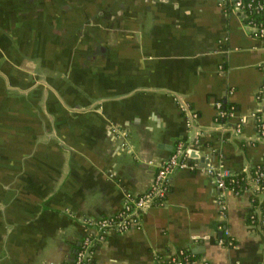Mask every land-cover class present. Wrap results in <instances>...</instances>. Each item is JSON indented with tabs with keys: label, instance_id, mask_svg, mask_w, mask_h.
Masks as SVG:
<instances>
[{
	"label": "crops",
	"instance_id": "0c3cea01",
	"mask_svg": "<svg viewBox=\"0 0 264 264\" xmlns=\"http://www.w3.org/2000/svg\"><path fill=\"white\" fill-rule=\"evenodd\" d=\"M263 68L264 42L223 0H0V264H74L98 234L85 222L148 192L179 143L190 164L246 173L247 189L224 211L210 174L177 170L164 204L107 229L91 264L182 250L193 264H264L248 174L264 163Z\"/></svg>",
	"mask_w": 264,
	"mask_h": 264
},
{
	"label": "built area",
	"instance_id": "2783aa9c",
	"mask_svg": "<svg viewBox=\"0 0 264 264\" xmlns=\"http://www.w3.org/2000/svg\"><path fill=\"white\" fill-rule=\"evenodd\" d=\"M228 3L231 10H234L242 15V18L248 27L251 35L264 42V0H223ZM264 69V68H263ZM264 71V70H263ZM258 101L262 104L259 112L255 113V124L257 127L258 138L264 140V112H261L264 108V74H263V88L257 95ZM218 116L217 120H221L222 117L230 118L234 115L233 108L231 107L230 113H226L223 110L222 101L217 102ZM193 121L196 119L195 115L190 114ZM242 122H239L235 128L237 133L242 130ZM254 174L251 177V181L256 185L258 194L263 198V202L260 205L255 206V210L258 213L252 214V218L255 219L258 215L261 229L264 231V169L263 166L256 165ZM180 169H190L195 171L204 172L210 174L216 185L218 186L219 192V204L220 208L225 211L226 205L224 197L229 190H234L235 193L240 194L247 188L235 189L228 181L230 177L235 174L225 169H219L214 165L208 164L206 166H199L190 164L188 161V155L186 148L183 143H179L171 156L160 165L154 181L145 194L140 196L137 200L128 202L125 205L123 212L115 217H103L100 220L93 222H85L88 229L94 228L98 231L97 233H89L85 236L82 244L77 249L74 264H91V255L93 245L97 241L103 239V233L112 227L117 228L119 231L128 230L133 223H135L136 215L143 213L147 208L154 204L163 205L170 188V182L172 175L175 171ZM164 264H193V259L190 254L182 250L178 254L174 255L170 260L165 261Z\"/></svg>",
	"mask_w": 264,
	"mask_h": 264
},
{
	"label": "trees",
	"instance_id": "16d2710c",
	"mask_svg": "<svg viewBox=\"0 0 264 264\" xmlns=\"http://www.w3.org/2000/svg\"><path fill=\"white\" fill-rule=\"evenodd\" d=\"M227 5L229 6V4L227 3ZM223 110L228 114L230 113V110H231V107L232 106H229L228 104L226 103H223ZM229 118L227 117H222L221 120L222 121H225V120H228ZM230 120V119H229ZM257 129V127H256ZM260 166H263V169H264V163L262 164H258ZM256 167H253L251 169H249L248 171V174L250 176H252L254 174V171H255ZM246 176L247 174L242 172V173H238V174H235L234 176L230 177V179H228V181L231 183V185L235 188V189H239V188H247L248 187V183H247V180H246ZM254 203L255 205H260V201H259V198L257 196L254 195Z\"/></svg>",
	"mask_w": 264,
	"mask_h": 264
}]
</instances>
